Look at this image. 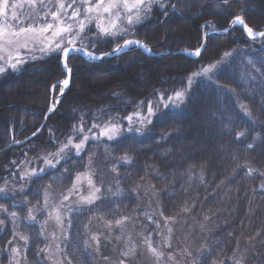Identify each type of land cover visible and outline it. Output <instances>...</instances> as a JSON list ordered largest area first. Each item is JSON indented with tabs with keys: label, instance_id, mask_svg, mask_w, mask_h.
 Instances as JSON below:
<instances>
[{
	"label": "trees",
	"instance_id": "1",
	"mask_svg": "<svg viewBox=\"0 0 264 264\" xmlns=\"http://www.w3.org/2000/svg\"><path fill=\"white\" fill-rule=\"evenodd\" d=\"M164 2L166 5L175 3L180 11L173 12L168 7V15L164 16L159 7L154 6L153 14L138 26L136 35L127 38H137L146 43L152 53L165 55L154 57L136 48L98 62L87 61L78 54L71 55L68 61L72 69L71 85L41 134L30 141L27 138L42 126L49 106L59 94V89L53 91L51 86L68 74L56 58H51L30 61L21 71H8L0 76V186L7 178L10 190L20 187L19 183H12V161L17 164L24 161L25 153L32 158L44 151H54L48 144L50 135L64 139L62 134H67L77 122L75 117L87 114L85 118L90 120L92 115L105 110L124 124L127 115L137 110L146 112L148 101L155 104L159 92L172 94L182 89L188 75L200 65L220 59L225 51H234L218 83L224 89L234 90L235 95L201 80L193 85L186 103L179 109L161 111L142 135L126 133L118 145L114 142L109 148L111 157L104 154L107 144L90 143L83 160L74 158L73 162L86 165L88 156L93 155L95 179L108 186L114 175L110 169L126 150L133 157V163L119 165L118 171L121 187L128 196L121 198L115 218L133 215V220L127 223L141 228L146 207L155 198L165 216L207 222L214 229V236L207 241L206 249L213 253L207 264L213 261L229 264L241 241L252 244L254 264H264V191L259 188L264 184V176L260 175L264 172V145L257 143L254 150L246 149L245 143L252 141H234L233 136L222 129L220 119L226 111L249 130L260 131V126L264 125V75L252 71L258 80L240 83V74H249L245 62L264 59V40L252 41L242 27L235 26L227 35L207 38L199 60L172 54L200 48L206 33L228 29L232 13L243 14L241 8L246 10V22L254 30H263L264 0L233 3L230 11L216 9V0ZM114 46L101 44L96 54L111 51ZM237 100L252 111L255 124L239 111ZM140 101L145 102L142 108H138ZM103 119L107 120L108 115ZM13 139L22 143L14 144ZM248 167L253 169L251 176L247 174ZM83 171L84 167H77L72 175ZM53 174L50 171L43 179L26 186V192L18 194L16 202L27 199L30 205L38 207V200ZM69 186L70 183L51 184L50 190L63 192ZM0 203L11 201L0 199ZM186 207L189 212L183 211ZM106 211L90 213L85 210L72 216L67 247L72 264H106L105 257L112 255L111 243H106L107 251L99 254L90 239L94 233L108 231L105 222L98 218ZM21 215H27L26 209ZM111 218V214L105 216V219ZM38 219L41 221L42 214ZM18 230L25 228L22 226ZM11 232L10 224L0 231V264L8 262L10 246L7 241L11 239ZM38 232L39 225L26 227L31 239L23 264H49L44 254H37L45 247ZM84 241H89L91 246L85 248Z\"/></svg>",
	"mask_w": 264,
	"mask_h": 264
},
{
	"label": "snow or ice",
	"instance_id": "2",
	"mask_svg": "<svg viewBox=\"0 0 264 264\" xmlns=\"http://www.w3.org/2000/svg\"><path fill=\"white\" fill-rule=\"evenodd\" d=\"M26 3L29 10L18 15L15 9L22 8L21 4L13 3V0H0V76L8 71L19 72L30 61L56 58L69 77L51 86L53 91L59 89L61 96L70 84L72 69L68 61L73 53L81 54L87 61L103 60L105 57L131 50L133 47L151 54L152 50L146 43L127 37L136 35L138 26L153 14L154 6H158L164 16L168 15V7L173 12L180 11L175 3L166 5L164 0H26ZM233 3L242 4L246 3V0H216L214 7L218 10L230 11ZM240 13L243 14L232 13L230 28L239 25L250 40H264V30H254L246 22L244 8L240 9ZM228 30L225 29V31ZM206 38L207 34H205V41L200 48L185 54L195 56L199 60L206 47ZM101 44L115 46L111 48V51L97 55ZM234 54V51H225L220 59L200 65L188 75L184 81L185 87L182 89L174 90L172 94L159 92L155 104L152 101L147 102L146 112L137 110L124 117V120L127 121L126 128L120 119L112 117L105 110L92 115L90 120L85 118L87 114H81L75 117L77 122L71 125L70 131L67 134H62L64 139L57 135H50L48 144L54 151H44L32 158H28L25 153V160L19 164L13 160L14 170L10 172L12 183H19L21 186L10 190L7 178H4V183L0 186V199L11 201V203H0V231L7 225H12L11 239L7 243L15 264H21L23 260H26V251L31 239L30 235L26 234L27 226L39 225L38 236L45 241V247L38 250V255L44 254V259L50 261L51 264H65V262L72 264L67 255V247L70 243L68 230L71 229L73 215L81 214L85 210L90 213H99L101 209H106L107 211L100 214L98 218L105 222L109 232L113 229L120 230L126 226L127 222L132 221L133 215L115 217L118 214L121 198L128 196L124 188L121 187L118 166L121 164L131 165L133 157L125 150L124 154L117 159L110 169L114 175L113 182L108 186H105L103 181L98 182L95 179L93 155L88 156L86 165L73 162L74 158L76 161H82L83 154L87 152L90 143L107 144L104 154L106 157H111L109 148L114 142L118 145L125 132L142 135L161 111L169 108L179 109L186 103L188 93L193 85L201 80L207 81L220 91L235 95L234 90L224 89L218 83L221 71ZM245 68L249 74L241 73L240 83H247L249 80L257 81V75H252L251 72L264 75V71H262L264 59H249L245 62ZM113 95L119 96L118 93ZM58 104L57 100L49 106L48 114L56 111ZM236 104L239 111L255 124L256 121L249 107L239 100L236 101ZM144 105L145 102L140 101L138 108H142ZM104 115H108L107 120L103 119ZM220 119L222 129L226 134L232 135L234 141H252L245 143L246 149L254 150L257 143L264 145V125L260 126V131L249 130L237 123L236 118L227 114L226 111ZM45 120H47V115ZM43 127L44 125L32 132V137H36ZM49 132L51 133L52 130ZM27 139L31 140L30 137ZM12 143L20 144L22 141L13 139ZM30 147L34 149L33 145ZM77 167H84L85 171L77 172L73 176L72 170ZM50 171L54 174L49 186L43 189V196L38 200V207L30 205L27 199L16 202V196L25 193L26 186L34 183L36 179H43L49 175ZM247 174L249 176L253 174L251 167L247 168ZM260 175L264 176V172ZM59 183H70V186L59 194L60 199L56 202L50 192V187L51 184ZM259 188L264 191V184L259 185ZM25 209L27 215H21ZM183 211L189 212L190 209L186 207ZM38 214L45 217L42 223L38 219ZM109 214L113 218L105 219V216ZM144 215L149 224L155 225L156 229L160 228V221L154 219L153 215L148 213ZM160 216L165 222L172 220V217L165 216L162 210ZM205 219L207 220L208 217ZM50 221H54L60 232L59 237L56 232L51 233V240L45 231V225ZM22 226L25 230H18ZM167 231L171 234L172 228L169 227ZM156 235L159 236L160 233L156 232ZM152 236L153 233L149 231L148 235L144 237L143 243L154 258V264H174L175 255L172 253L166 255L160 242L153 240ZM90 239L99 250L100 236L93 234ZM116 239L118 240L120 237L117 236ZM58 240L60 243H56ZM16 241H23V247L16 246ZM61 243L64 244V247H61ZM90 246L89 241H84L85 248ZM163 247L171 248L168 236L164 238ZM184 252L191 258L190 264H207L213 255L211 249H201L198 255H193L188 249H185ZM135 254V248L121 252V256L125 258ZM105 259L108 258L105 257ZM119 264H125V260L121 259ZM212 264L215 262L213 261ZM236 264H240V261H237Z\"/></svg>",
	"mask_w": 264,
	"mask_h": 264
},
{
	"label": "rangeland",
	"instance_id": "3",
	"mask_svg": "<svg viewBox=\"0 0 264 264\" xmlns=\"http://www.w3.org/2000/svg\"><path fill=\"white\" fill-rule=\"evenodd\" d=\"M13 3H19L22 5V8L15 9L18 15L22 12H26L29 10L26 0H13ZM124 126L125 128L127 127V121L126 123H124ZM146 130L147 128L144 130V132ZM41 132L39 134H41ZM126 133L127 132H125V134ZM36 137L31 138V140ZM27 141H29V139H27ZM50 192L54 198V201L58 202L60 199L59 194L62 192L54 190H50ZM145 194H147V191L145 192ZM153 199L155 200V198ZM154 200H152V203H150L146 207V212L150 215H153L154 219L160 221L159 229H156L155 225L149 224L147 218L144 217L145 222L143 225H141V228L140 225L138 226L134 223H126V226L120 230L113 229L111 232L105 231L94 233L96 235H99L101 240L99 250H97L95 246V249L99 254H102L104 251H107L108 245L106 243H111L112 255L108 259H105L104 263L119 264V261L121 259H124L125 264H154V258L147 251L146 246L143 243V239L145 236L148 235L149 231L153 233L152 239L160 242L161 248L166 255L168 253H172L175 255L176 259L174 264H190L191 258L185 254V249L191 251L193 255H198L201 249L207 248V241L212 238L215 233L214 229L207 222H198L194 220L190 221L187 219H172L169 222H165L163 217L160 216V205L157 201ZM44 219L45 217L42 215L41 223ZM169 227L172 228L171 234H169L167 231ZM45 231L46 234L49 235V240H51V233L53 232H56L58 237L60 236V232L57 226L55 225L54 221H50L47 225H45ZM156 232H159L160 235L157 236ZM117 236H119L120 239L117 240ZM166 236L170 238L171 248L163 247L164 238ZM56 243H60V241L58 240L56 241ZM15 244L16 246L23 247V241H16ZM61 247H63V243H61ZM252 247L253 246L250 242H239L238 245H236L234 252L232 253L231 259L229 260V264H236L237 261H240V264H254L252 256ZM129 248H135L136 254L128 258L121 256V252L126 251ZM48 262L49 264H51L50 261ZM7 264H15V260L12 259L11 250L9 251V258ZM21 264H23V261L21 262Z\"/></svg>",
	"mask_w": 264,
	"mask_h": 264
},
{
	"label": "water",
	"instance_id": "4",
	"mask_svg": "<svg viewBox=\"0 0 264 264\" xmlns=\"http://www.w3.org/2000/svg\"><path fill=\"white\" fill-rule=\"evenodd\" d=\"M228 29H229L228 31H221V32H214V33L207 34V38H208V37H212V36H223V35H227V34L230 33V30H231L232 28H230V26H229ZM207 38H206V39H207ZM129 39H132V38H129ZM134 39H135V38H134ZM138 40H139V39H138ZM140 41H141V40H140ZM204 41H205V37H204L203 43H204ZM205 48H206V47H205ZM204 50H205V49H204ZM204 50H203V52H204ZM126 51H128V50H125V52H126ZM186 52H191V51H188V50H185V51H178V52H173L172 54H184V55H186V54H185ZM203 52H202V54H203ZM122 53H124V52H122ZM122 53H120V54H122ZM73 54H76V53H73ZM120 54H117V55H114V56L105 57L103 60L113 58V57L118 56V55H120ZM149 55L154 56V57H162V56H164L165 54L162 53V54L155 55V54H152V53H151V54H149ZM186 56H188V55H186ZM188 57L196 59L195 56H188ZM98 61H101V60H96V61H94V62H98ZM68 78H69V77H68ZM70 85H71V74H70V84H69V87H70ZM69 87H68L67 89H65L63 96L66 94V92L68 91ZM63 96H61L60 93H59L57 100L60 101V100L63 98ZM57 100H56V101H57ZM52 114H53V112H52L51 114H48V113L46 114V115H47V120H48V118L50 117V115H52ZM47 120H45V118H44V122H43V124H42V125H44V127H45V125H46ZM44 127H43V128H44ZM40 128H41V127H40ZM43 128L41 129V131L43 130ZM41 131H40V132H41ZM31 138H33V137L31 136Z\"/></svg>",
	"mask_w": 264,
	"mask_h": 264
}]
</instances>
